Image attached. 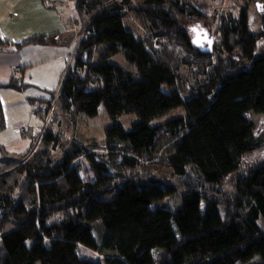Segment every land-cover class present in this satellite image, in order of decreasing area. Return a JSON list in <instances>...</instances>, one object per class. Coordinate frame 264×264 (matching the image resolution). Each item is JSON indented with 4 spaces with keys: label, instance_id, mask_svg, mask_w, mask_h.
I'll return each instance as SVG.
<instances>
[{
    "label": "trees",
    "instance_id": "1",
    "mask_svg": "<svg viewBox=\"0 0 264 264\" xmlns=\"http://www.w3.org/2000/svg\"><path fill=\"white\" fill-rule=\"evenodd\" d=\"M71 1L82 27L59 90L29 99L42 130L24 152L0 145V264H264V161L244 166L262 144L251 117L264 115L263 29L245 7L221 14L206 53L182 25L204 23L196 0ZM72 37L0 35V52ZM118 54L134 72L111 61ZM82 115L106 119L103 142L77 132Z\"/></svg>",
    "mask_w": 264,
    "mask_h": 264
},
{
    "label": "crops",
    "instance_id": "2",
    "mask_svg": "<svg viewBox=\"0 0 264 264\" xmlns=\"http://www.w3.org/2000/svg\"><path fill=\"white\" fill-rule=\"evenodd\" d=\"M78 29L71 0H0V35L5 41L20 43L39 35H71L70 31L76 33ZM59 43L0 52V85L12 78L26 84L21 91L0 87L5 121L0 145L6 152H24L29 136L42 130V122L33 115L29 99L44 98L45 91L58 85L70 63L74 42L66 44L60 40Z\"/></svg>",
    "mask_w": 264,
    "mask_h": 264
},
{
    "label": "rangeland",
    "instance_id": "3",
    "mask_svg": "<svg viewBox=\"0 0 264 264\" xmlns=\"http://www.w3.org/2000/svg\"><path fill=\"white\" fill-rule=\"evenodd\" d=\"M197 2L201 3V5L204 6L207 16L205 17L204 23H186V22H182V25L187 28L188 33L191 35V42L194 39L195 35L198 36L199 39V44L202 47H207V42H205L203 40L204 37V33L206 34V38L207 40L213 39V43L212 46L214 44V42L216 41V39L214 38L213 32L215 31L214 29L216 28L217 25V21H216V17H219L221 14H226L229 12H232L233 14L237 13L242 7H245L244 9L246 10V14L249 20V23L251 25L252 31L253 32H261L262 29L264 31V28H261L262 22L264 21V7L259 6V10H254L253 9V5L252 4H248L245 1H241V0H196ZM75 11V8H74ZM77 19H78V24H79V29L76 33H73L72 31H70V34L73 35L72 37V43L74 42V49L76 46V42L78 40V38L80 37V32H81V27H82V22L81 19L79 18V14L75 11ZM213 16V17H211ZM211 17V18H209ZM210 19V21H209ZM128 25L131 27V29L133 31H135L137 34L142 33V29L139 27L138 22H136V20L134 19V16L132 13L128 14ZM163 44H167L168 41L167 40H161ZM8 42V41H7ZM193 44V43H192ZM193 46L195 48H197L194 44ZM211 46V47H212ZM212 50V49H211ZM74 50L72 51L71 54H73ZM72 58V55H71ZM71 61V59L69 60V62ZM111 61L113 63H116L117 65H119L120 67H122L123 69H125L128 72H134L135 68L130 65L127 64L121 54H118L116 56H114ZM67 69V67L64 68L58 85L51 89L50 91H45V97L41 98V100H43V102L48 103L50 102L53 98V94H56L57 91L59 90V86H60V82L62 80V76L65 72V70ZM184 75H187L186 79H181L180 82H183V85L186 86L187 81H189L190 79L193 78L191 73H183ZM191 74V75H189ZM133 76H136V74H133ZM179 82H177L178 84ZM176 87V84L173 86ZM53 101V100H52ZM176 113L175 111H172L171 114ZM252 120L255 123V129H254V133L255 136L257 138H259L262 141L261 147L259 148L258 151L252 153L245 162L244 166H250L252 164H255L257 162H262L264 161V115H253V117H251ZM48 120H50V118H47ZM136 117L133 115H122L118 118L119 123H121L124 126L129 125L131 122L135 121ZM106 119H104V117H102L101 115H99L98 117H84L83 115L79 118L77 125H76V130L78 133H81L84 137H88V138H92L95 139L96 141L99 142H103L104 141V129L103 126L106 125ZM53 128L54 129H58L59 126L56 125V123L54 122L53 124ZM75 163H77L80 167V172L83 178L85 179H90L92 178L91 172L89 170V167L87 165V163L84 161V159L81 157L78 160L75 161ZM141 169V168H140ZM152 172H151V176L154 175H158L157 172H161L160 170H154V167L151 168ZM158 169V168H157ZM166 168H161V170L163 171ZM154 171V173H153ZM161 176H163V174H160ZM78 255L82 258L85 259H90L93 261L99 260L100 256L94 252L91 251L87 248H84L82 246H78Z\"/></svg>",
    "mask_w": 264,
    "mask_h": 264
},
{
    "label": "water",
    "instance_id": "4",
    "mask_svg": "<svg viewBox=\"0 0 264 264\" xmlns=\"http://www.w3.org/2000/svg\"><path fill=\"white\" fill-rule=\"evenodd\" d=\"M203 40L205 42H207V47H202L200 44H199V39H198V36L195 35L194 39L192 40V43L197 47V49H199L200 51H203V52H206V53H209L211 52V46H212V43H213V39H210V40H207L206 38V34L204 33V37H203Z\"/></svg>",
    "mask_w": 264,
    "mask_h": 264
},
{
    "label": "built area",
    "instance_id": "5",
    "mask_svg": "<svg viewBox=\"0 0 264 264\" xmlns=\"http://www.w3.org/2000/svg\"><path fill=\"white\" fill-rule=\"evenodd\" d=\"M16 131H20V129L19 128H16Z\"/></svg>",
    "mask_w": 264,
    "mask_h": 264
}]
</instances>
